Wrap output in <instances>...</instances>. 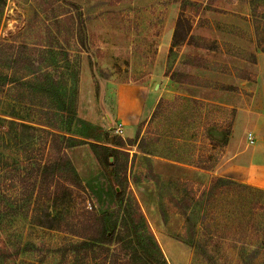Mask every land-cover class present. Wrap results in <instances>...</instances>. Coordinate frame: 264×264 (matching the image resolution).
Instances as JSON below:
<instances>
[{"label": "rangeland", "instance_id": "1", "mask_svg": "<svg viewBox=\"0 0 264 264\" xmlns=\"http://www.w3.org/2000/svg\"><path fill=\"white\" fill-rule=\"evenodd\" d=\"M262 51L264 0H0V116L37 127L19 153L7 139L0 264H134L100 247L77 258L78 236L33 221L35 204L39 219L56 212L52 190H17L12 166L49 160L51 132L85 187L73 213L116 208L121 182L92 143L119 144L168 264H264V188L228 163L240 83ZM235 141L243 152L255 139Z\"/></svg>", "mask_w": 264, "mask_h": 264}, {"label": "trees", "instance_id": "2", "mask_svg": "<svg viewBox=\"0 0 264 264\" xmlns=\"http://www.w3.org/2000/svg\"><path fill=\"white\" fill-rule=\"evenodd\" d=\"M183 20V17H180L178 20L174 40L177 39L181 28H183ZM7 79L8 76L0 72L1 90L6 86ZM75 113V111L71 110V114L74 116L73 119L77 117ZM27 129L37 131V127L35 126L0 116V145L3 151L0 153V175H6L9 172L6 167L9 165L8 160L10 158L6 157L4 153L8 145L7 139L13 138L15 140V146H17V152L19 153V148L24 142L23 133ZM11 130L14 131L13 135ZM44 131L50 132L46 129ZM51 134L52 141L50 148L51 150L53 149V153L49 160L44 163H37L35 167L32 166V163L26 166L23 165L22 159L17 155L18 157L15 158L14 165L12 166L13 182L17 190L32 186L31 197L35 191H40L41 196H43V192L47 194L49 190H52L49 198L50 200L54 199L52 202L56 212L51 213V209H48L42 215L43 219H39L38 204H35L32 214L35 224L78 236L80 241L71 246L77 258L84 251L88 252L100 247L118 255V258L124 259L126 263L137 264L134 261L141 259L143 260V264H168L136 197L133 193L128 192V184L125 183V180H128V158H125V162L123 163L121 159L125 156L129 157V153L119 149L117 147L119 144L109 143L108 145H101L92 143L102 163L106 167H111L114 176L116 175L117 180L119 179L121 182V189L114 188L112 190L118 204L114 211L99 213L83 209L80 213H73L71 207L74 205V203L72 204V201L74 202V193L76 190L78 192L84 191L85 187L66 152L67 147L63 146L57 139V133L51 132ZM69 138L75 142L70 143L69 146H76L83 142L74 137ZM135 138L136 141L141 138L139 130ZM134 141L135 139H129L128 142L132 143ZM125 143L126 141L122 140V144ZM112 158L113 161H111ZM28 167L32 168L31 174L25 173ZM67 177H69L70 181H67ZM31 178H34V180L30 181ZM0 191L3 192L1 185ZM63 198L69 200H63ZM4 199H6V193H2V197L0 198L1 201Z\"/></svg>", "mask_w": 264, "mask_h": 264}, {"label": "crops", "instance_id": "3", "mask_svg": "<svg viewBox=\"0 0 264 264\" xmlns=\"http://www.w3.org/2000/svg\"><path fill=\"white\" fill-rule=\"evenodd\" d=\"M254 80L245 79L238 95L243 101L236 103V113L232 123L229 146V167L238 169L237 175L243 176L264 188V52L257 54ZM243 90L245 92H243ZM246 135V136H243ZM255 139L243 152L236 151L235 139ZM129 137H132L130 132Z\"/></svg>", "mask_w": 264, "mask_h": 264}, {"label": "built area", "instance_id": "4", "mask_svg": "<svg viewBox=\"0 0 264 264\" xmlns=\"http://www.w3.org/2000/svg\"><path fill=\"white\" fill-rule=\"evenodd\" d=\"M120 130H122V129H119L118 131L120 132ZM250 141L254 142V139L251 135H250Z\"/></svg>", "mask_w": 264, "mask_h": 264}]
</instances>
